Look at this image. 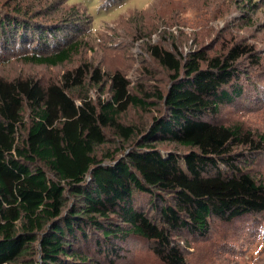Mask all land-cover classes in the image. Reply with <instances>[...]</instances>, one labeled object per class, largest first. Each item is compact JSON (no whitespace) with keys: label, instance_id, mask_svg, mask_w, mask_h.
<instances>
[{"label":"trees","instance_id":"16d2710c","mask_svg":"<svg viewBox=\"0 0 264 264\" xmlns=\"http://www.w3.org/2000/svg\"><path fill=\"white\" fill-rule=\"evenodd\" d=\"M54 5L0 0V49L18 46L30 63L69 61L82 41L57 33L80 14L72 7L50 23ZM151 50L170 74L166 90L134 91L116 71L109 96L94 100L90 86L104 91L105 75L88 63L49 83L0 77V264H115L143 241L164 264H187L192 239L216 221L264 213V133L220 119L250 95L243 61L261 60L255 45ZM158 104L143 127L124 119Z\"/></svg>","mask_w":264,"mask_h":264},{"label":"rangeland","instance_id":"374dc122","mask_svg":"<svg viewBox=\"0 0 264 264\" xmlns=\"http://www.w3.org/2000/svg\"><path fill=\"white\" fill-rule=\"evenodd\" d=\"M51 1L55 5L49 8V15L54 17L50 23L72 11V7L80 14L71 16L76 24L63 25L62 31L57 33L78 37L82 41L79 50L69 61L49 66L26 62L25 52L18 46L0 49V77H32L49 83L59 81L66 71L88 63L92 68L100 67L105 75L104 91L95 85L88 91L97 100L101 95L109 96V77L116 71L127 75L134 91L166 90L170 74L154 58L152 47L178 48L186 53L206 46L213 54L234 42H245L255 45L261 56L259 62L243 61L252 79L251 84H247L243 77L244 96L250 95L223 106L220 119L226 124L239 123L264 133V95L261 98L255 95L258 90L264 92V0ZM48 17L40 19H50ZM254 86L260 88L255 90ZM151 108L147 112L133 107L124 119L143 127L162 106ZM162 148L185 151L177 145ZM257 172L264 175L263 161L258 162ZM186 257L187 264H264V213L233 223L216 221L209 237L192 239ZM115 264L164 263L143 241L130 243L127 253Z\"/></svg>","mask_w":264,"mask_h":264}]
</instances>
